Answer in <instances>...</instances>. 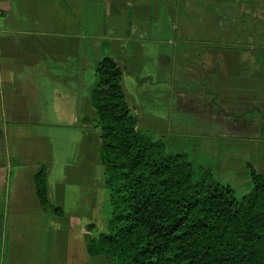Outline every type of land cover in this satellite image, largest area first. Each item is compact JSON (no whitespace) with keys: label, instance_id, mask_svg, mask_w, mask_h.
Returning a JSON list of instances; mask_svg holds the SVG:
<instances>
[{"label":"crops","instance_id":"crops-1","mask_svg":"<svg viewBox=\"0 0 264 264\" xmlns=\"http://www.w3.org/2000/svg\"><path fill=\"white\" fill-rule=\"evenodd\" d=\"M231 27L252 35L255 58L233 80L237 90L229 65L216 71L229 61ZM106 55L121 69L140 128L178 144L175 153L190 150L202 162L218 141H240L250 154L251 141L264 147V77L255 74L264 71V0H0V239L6 228L9 239L11 211L33 208L48 219L34 186L45 167L49 198L65 213L51 216L62 264H100L86 246L109 219L99 225L101 139L82 121L97 119L87 91ZM220 162L224 170L235 161Z\"/></svg>","mask_w":264,"mask_h":264},{"label":"trees","instance_id":"trees-1","mask_svg":"<svg viewBox=\"0 0 264 264\" xmlns=\"http://www.w3.org/2000/svg\"><path fill=\"white\" fill-rule=\"evenodd\" d=\"M121 77L106 55L87 91L97 119L82 123L99 132L110 209L106 230L86 246L89 257L100 264H264V175L251 168L252 189L238 198L212 169L169 152L140 128ZM34 186L43 211L63 217L49 198L45 167Z\"/></svg>","mask_w":264,"mask_h":264},{"label":"rangeland","instance_id":"rangeland-1","mask_svg":"<svg viewBox=\"0 0 264 264\" xmlns=\"http://www.w3.org/2000/svg\"><path fill=\"white\" fill-rule=\"evenodd\" d=\"M231 13L238 15L236 10L235 12ZM233 21L234 20L231 19L230 24L234 23ZM251 36H249V38L245 40V37L243 35L238 34L236 29L234 27H231L228 42L230 47V56L228 61L229 63L227 62L226 64L225 59L224 64L222 63V61H219V63L223 66L220 67L219 65L216 70L219 72L222 71L225 74L229 65V75L231 77H235L231 78L229 87L235 90H237L236 87H238V84H235L234 86L233 80H238L240 74H242L243 71H246L248 69V66L254 65L255 58L249 50V47H253ZM214 42L218 45L221 44V37H217ZM255 74H259L264 77V71H261L260 73L257 67ZM45 130L46 129H42V132H46ZM157 138L160 139L159 136H157ZM53 140H55V138H53ZM217 144L219 148L217 149L216 147L214 148V150L212 148V154L207 156L209 157V159H207L205 156H202V162H199L200 159L196 156L195 153L191 154L190 150L176 153L188 155V157L198 166L202 164V167L204 168L210 167V169L213 170L217 180L223 184L230 185L234 190L235 196L241 198L249 193L252 189L250 169L252 168L258 173L264 175L263 144L259 141H251L249 143L250 145H252L251 147L253 150L251 154L240 149V141H218ZM167 145L168 151L170 148V150L174 151V154H176L175 149H180L178 144H174L172 145V147H170L169 143H167ZM235 157H237L238 160H246L247 167L244 166L243 163L237 162L238 160H236ZM227 158H229L231 161H235L232 167L225 166L224 170L220 169V161ZM205 163L207 164V166ZM102 210L103 215L101 213V217L99 218V225L101 226H103V224L107 222L110 212L107 201L104 202ZM4 213L5 220L7 211H5ZM37 213L38 212L33 208L23 212L11 211V217L14 216V222L13 224H11L9 239L7 228L5 230L4 239H0V264H62L63 260L61 259V257L63 255L62 253L64 251V248L63 244L61 243L60 235L58 234V221L55 218L51 219V216L53 215H48V219H44L46 217L40 218L38 217ZM67 240L68 238L65 236L64 241L66 242ZM66 244L67 243H65V245Z\"/></svg>","mask_w":264,"mask_h":264}]
</instances>
